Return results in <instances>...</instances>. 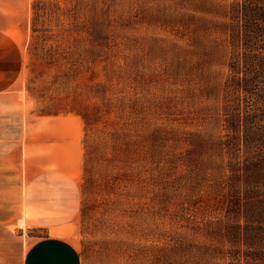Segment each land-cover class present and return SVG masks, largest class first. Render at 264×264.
Masks as SVG:
<instances>
[{"label": "rangeland", "instance_id": "rangeland-1", "mask_svg": "<svg viewBox=\"0 0 264 264\" xmlns=\"http://www.w3.org/2000/svg\"><path fill=\"white\" fill-rule=\"evenodd\" d=\"M172 5L29 0L25 19L8 32L23 50L9 97L12 124L18 113L33 148L26 157L43 168L26 185L27 207L0 235V264H22L45 238L66 244L45 245L37 264H227L242 251L224 239L235 224L227 219L225 166L243 162L244 139L234 146L239 160L188 141L226 139L222 98L201 91L225 81L232 51L214 32L192 47L191 33L164 24ZM178 12L223 21L192 6ZM206 76L212 82L203 83ZM158 129L169 133L164 144L151 137ZM12 187L15 194L19 184Z\"/></svg>", "mask_w": 264, "mask_h": 264}, {"label": "trees", "instance_id": "trees-1", "mask_svg": "<svg viewBox=\"0 0 264 264\" xmlns=\"http://www.w3.org/2000/svg\"><path fill=\"white\" fill-rule=\"evenodd\" d=\"M181 6H192L195 13L209 14L223 21L193 12H178ZM171 7V13L163 19L164 24L181 29L182 33H191L192 47L201 42L200 35L214 32L226 36L232 51L225 81L201 91L203 97H216L213 95L216 93L222 98L226 139L209 143L199 134H190L188 141L197 148L216 147L230 159L239 160L234 157V146L244 139L243 162L228 161L225 166L229 172L227 219L235 224L228 223L224 239L231 245L238 244L242 250L237 255L231 254L236 260L227 264H264V229H261L264 227V156L260 153L264 148V0H232L226 6L208 0H175ZM206 81L212 82V79L206 76L203 83ZM248 98L256 101V107L250 108L247 104L244 110L241 101ZM152 133L154 143L168 141V132L158 129ZM157 156L156 161L165 158V155ZM242 218H247L245 226L240 224ZM255 219L259 228H251ZM175 252L182 254L184 250L175 248Z\"/></svg>", "mask_w": 264, "mask_h": 264}, {"label": "crops", "instance_id": "crops-1", "mask_svg": "<svg viewBox=\"0 0 264 264\" xmlns=\"http://www.w3.org/2000/svg\"><path fill=\"white\" fill-rule=\"evenodd\" d=\"M29 0H0V235L9 233L13 223L18 220L24 207H27V184L38 178L43 165L37 158L26 157L25 130L18 113L16 125L12 124V99L9 97L17 85L23 70V50L8 33L18 27L25 19ZM15 108V107H14ZM6 121L8 123L6 124ZM19 184L13 194V182ZM15 199V203H13ZM24 224L28 221L23 220ZM14 226H17L14 224ZM3 239L0 244L5 245ZM66 243L53 238L41 239L32 244L24 253L22 264L43 263L44 247L64 246Z\"/></svg>", "mask_w": 264, "mask_h": 264}]
</instances>
